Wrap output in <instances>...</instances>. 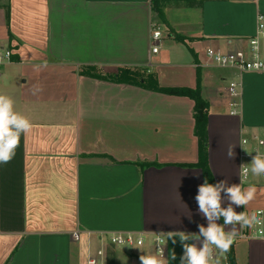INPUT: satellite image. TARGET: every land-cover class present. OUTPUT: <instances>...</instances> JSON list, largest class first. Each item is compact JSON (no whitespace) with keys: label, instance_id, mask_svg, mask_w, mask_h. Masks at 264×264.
Wrapping results in <instances>:
<instances>
[{"label":"crops","instance_id":"0c3cea01","mask_svg":"<svg viewBox=\"0 0 264 264\" xmlns=\"http://www.w3.org/2000/svg\"><path fill=\"white\" fill-rule=\"evenodd\" d=\"M188 1L167 3L164 23L152 0H0V44L13 50L0 95L32 124L15 157L0 164V264H141V255H156L152 235L207 227L195 200L206 179L195 166V101L155 90L151 79L160 88H200L208 182L255 186L247 211L264 212V176L243 179L240 169L242 138L264 136V73L205 66L208 48H249L264 0ZM156 29L162 42L153 53ZM129 71L141 82L122 78ZM233 79L242 82L235 116L226 97ZM127 232L147 239L129 252L101 235ZM162 237V258L180 264L179 238ZM232 246L236 264H264V240L238 236Z\"/></svg>","mask_w":264,"mask_h":264},{"label":"clouds","instance_id":"9594fccd","mask_svg":"<svg viewBox=\"0 0 264 264\" xmlns=\"http://www.w3.org/2000/svg\"><path fill=\"white\" fill-rule=\"evenodd\" d=\"M32 130L28 118L14 110V100L6 95H0V164L9 163L19 147L21 135L27 136ZM227 157H235L234 146H229ZM241 177L249 172L253 176H264V157L259 153L252 157L250 164H241ZM255 186L242 188L241 184L228 186L227 180H220L211 184L207 179L198 186L195 200L199 213L207 220V227L198 225V233L187 231H169L161 233L167 241L173 244L177 238L183 248L180 264H221L220 257L226 254L237 237L240 229H256L264 221L247 211V206L254 199ZM228 201L227 207H222V195ZM233 205L245 208L237 212ZM223 220V224L218 223ZM239 226V227H237ZM227 229V230H226ZM254 237L264 239V228H260ZM190 241H195L190 243ZM198 242V243H196ZM141 264H169V260L156 255H141ZM170 259L175 260V251L170 252Z\"/></svg>","mask_w":264,"mask_h":264},{"label":"built area","instance_id":"2783aa9c","mask_svg":"<svg viewBox=\"0 0 264 264\" xmlns=\"http://www.w3.org/2000/svg\"><path fill=\"white\" fill-rule=\"evenodd\" d=\"M152 52L158 53L162 42V31L156 29L152 32ZM264 40V16L258 17V29L256 37L249 41V48L247 50H238L234 52H222L213 48L206 50L207 63L205 66H214L222 69H233L239 72V74L253 72L264 73V54L262 52L261 41ZM13 56L12 48L0 47V78L2 74V67L11 61ZM226 97L228 99V106L230 108V114L235 116L241 113V99H242V82L240 79L230 80L226 86ZM242 150L241 159L244 164H250L252 157L259 153L264 157V136L252 133H246L242 138ZM250 173V172H249ZM248 176V175H247ZM247 176L243 177L246 179ZM257 217L264 221V212L262 210L257 211ZM260 228H264V224L257 226L256 229L245 228L240 232V238L258 239L254 237V233H257ZM104 236L108 243L112 246L118 247H131L142 246L147 236L145 234H135L131 232L127 233H107L101 234ZM78 237H76L77 239ZM151 243L154 250L159 257L165 256L164 238L161 234H154L151 236ZM264 240V239H262ZM102 254L101 251L98 252ZM90 264H96L95 260L89 261Z\"/></svg>","mask_w":264,"mask_h":264},{"label":"trees","instance_id":"16d2710c","mask_svg":"<svg viewBox=\"0 0 264 264\" xmlns=\"http://www.w3.org/2000/svg\"><path fill=\"white\" fill-rule=\"evenodd\" d=\"M175 0H152V8L153 11L157 14V16L166 23L165 17H164V11L165 5L167 3H170ZM202 2L197 1H188L187 5L189 7H194L195 5H201ZM9 9L6 7V20L7 23L9 22ZM180 40V39H179ZM143 76L139 79L141 82ZM146 81V80H144ZM136 82V81H135ZM150 84V86L155 90L161 91L162 93L170 94V95H177V96H188L192 98L195 101L194 106V117L196 121V127H195V134L197 135L200 143V157L199 161L195 166L200 167L204 175L206 176V179L208 178L209 174L206 175L208 169H207V157H206V144L208 141V133H207V120H208V103L203 99L201 96L200 88H196V90H192L189 88H160L156 85L155 80L151 79L150 81L146 82ZM226 264H236L235 255L233 246H231L230 250L226 253Z\"/></svg>","mask_w":264,"mask_h":264},{"label":"rangeland","instance_id":"374dc122","mask_svg":"<svg viewBox=\"0 0 264 264\" xmlns=\"http://www.w3.org/2000/svg\"><path fill=\"white\" fill-rule=\"evenodd\" d=\"M0 47H6V42H2L1 44H0ZM126 73V72H125ZM142 77V75L140 74V72H138V71H129L128 73H127V75H123V77L122 78H126V79H134V80H139L140 78ZM134 248H136V247H134ZM134 248H131V247H127V248H125V247H117V250H120V249H123V250H127V251H129V252H132V250H134ZM156 256H158L157 254H156Z\"/></svg>","mask_w":264,"mask_h":264}]
</instances>
